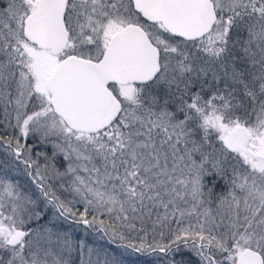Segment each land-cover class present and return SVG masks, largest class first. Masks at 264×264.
Segmentation results:
<instances>
[{"label":"snow or ice","instance_id":"obj_1","mask_svg":"<svg viewBox=\"0 0 264 264\" xmlns=\"http://www.w3.org/2000/svg\"><path fill=\"white\" fill-rule=\"evenodd\" d=\"M0 264H264V0H0Z\"/></svg>","mask_w":264,"mask_h":264}]
</instances>
